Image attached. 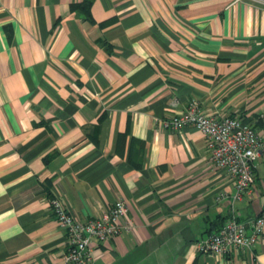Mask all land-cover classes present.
Here are the masks:
<instances>
[{
  "label": "crops",
  "instance_id": "crops-1",
  "mask_svg": "<svg viewBox=\"0 0 264 264\" xmlns=\"http://www.w3.org/2000/svg\"><path fill=\"white\" fill-rule=\"evenodd\" d=\"M191 99L264 137V0H0V264H65L51 198L80 220L126 201L89 264H264V239L196 248L264 212V169L235 198L201 131L162 124Z\"/></svg>",
  "mask_w": 264,
  "mask_h": 264
},
{
  "label": "built area",
  "instance_id": "built-area-1",
  "mask_svg": "<svg viewBox=\"0 0 264 264\" xmlns=\"http://www.w3.org/2000/svg\"><path fill=\"white\" fill-rule=\"evenodd\" d=\"M162 122L171 131L178 132L190 125L201 131L206 138L209 161L233 177L235 198L250 190L256 163L259 162L264 169V137L252 124L236 115L205 113L199 102L191 99L183 111ZM223 196L224 193L220 192L217 198ZM50 206L58 224L66 232L65 264H89L93 240L104 242L132 227L130 222L119 223L128 211V205L122 198L100 215L87 220L78 219L57 198L50 199ZM261 239H264V212L248 220H239L231 214L216 232L197 241L196 248L200 252L225 256L237 249L251 250Z\"/></svg>",
  "mask_w": 264,
  "mask_h": 264
},
{
  "label": "trees",
  "instance_id": "trees-1",
  "mask_svg": "<svg viewBox=\"0 0 264 264\" xmlns=\"http://www.w3.org/2000/svg\"><path fill=\"white\" fill-rule=\"evenodd\" d=\"M89 4V2H86V5H88Z\"/></svg>",
  "mask_w": 264,
  "mask_h": 264
}]
</instances>
